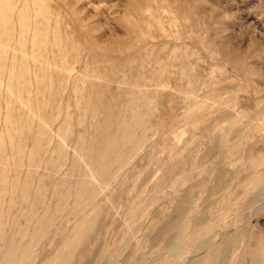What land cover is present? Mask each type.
Segmentation results:
<instances>
[{
  "label": "rangeland",
  "instance_id": "rangeland-1",
  "mask_svg": "<svg viewBox=\"0 0 264 264\" xmlns=\"http://www.w3.org/2000/svg\"><path fill=\"white\" fill-rule=\"evenodd\" d=\"M0 264H264V0H0Z\"/></svg>",
  "mask_w": 264,
  "mask_h": 264
},
{
  "label": "bare ground",
  "instance_id": "bare-ground-1",
  "mask_svg": "<svg viewBox=\"0 0 264 264\" xmlns=\"http://www.w3.org/2000/svg\"><path fill=\"white\" fill-rule=\"evenodd\" d=\"M9 256V255H8Z\"/></svg>",
  "mask_w": 264,
  "mask_h": 264
}]
</instances>
